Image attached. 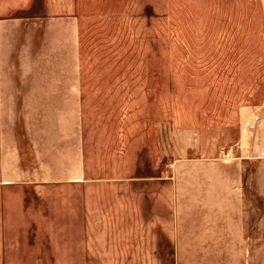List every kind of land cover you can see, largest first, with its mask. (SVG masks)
Segmentation results:
<instances>
[{"label":"rangeland","instance_id":"1","mask_svg":"<svg viewBox=\"0 0 264 264\" xmlns=\"http://www.w3.org/2000/svg\"><path fill=\"white\" fill-rule=\"evenodd\" d=\"M0 48L80 92L91 169L24 189L25 213L0 217V264H264V226L246 263L230 228L186 231L183 197L261 130L264 0H0ZM118 199L143 233L104 236Z\"/></svg>","mask_w":264,"mask_h":264},{"label":"crops","instance_id":"2","mask_svg":"<svg viewBox=\"0 0 264 264\" xmlns=\"http://www.w3.org/2000/svg\"><path fill=\"white\" fill-rule=\"evenodd\" d=\"M79 98L77 89L63 91L59 81L36 75L30 63L13 61L0 48V217L25 213L24 189L31 186L42 195L46 185L90 179ZM256 136L245 158L226 162L225 176L200 173L194 195L183 192L186 231L230 228L235 255L246 263L252 261L255 226H264V119ZM15 187L23 192L20 204L12 202ZM109 204L104 236L143 233L129 229L133 205L119 199Z\"/></svg>","mask_w":264,"mask_h":264}]
</instances>
